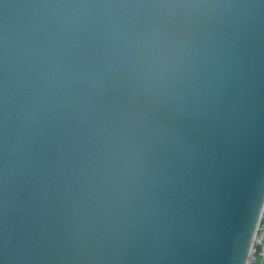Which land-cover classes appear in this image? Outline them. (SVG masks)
Segmentation results:
<instances>
[{"label":"water","instance_id":"obj_1","mask_svg":"<svg viewBox=\"0 0 264 264\" xmlns=\"http://www.w3.org/2000/svg\"><path fill=\"white\" fill-rule=\"evenodd\" d=\"M263 202L264 0H0V264H246Z\"/></svg>","mask_w":264,"mask_h":264},{"label":"rangeland","instance_id":"obj_2","mask_svg":"<svg viewBox=\"0 0 264 264\" xmlns=\"http://www.w3.org/2000/svg\"><path fill=\"white\" fill-rule=\"evenodd\" d=\"M258 238L255 243L253 262L251 264H263L264 262V215L259 226ZM258 248L261 251L260 253H257Z\"/></svg>","mask_w":264,"mask_h":264},{"label":"bare ground","instance_id":"obj_3","mask_svg":"<svg viewBox=\"0 0 264 264\" xmlns=\"http://www.w3.org/2000/svg\"><path fill=\"white\" fill-rule=\"evenodd\" d=\"M263 215H264V202H263V206H262V209H261V213H260V216H259V220H258V223H257V227H256V230H255L254 238H253V241H252V245H251V248H250V252H249V256H248L246 264H251L252 263L254 250H255L254 249L255 248V243L259 239L258 238V230H259V226H260L261 220L263 218Z\"/></svg>","mask_w":264,"mask_h":264},{"label":"trees","instance_id":"obj_4","mask_svg":"<svg viewBox=\"0 0 264 264\" xmlns=\"http://www.w3.org/2000/svg\"><path fill=\"white\" fill-rule=\"evenodd\" d=\"M260 252H261V251H260V249L258 248V249H257V253H260ZM263 264H264V262H263Z\"/></svg>","mask_w":264,"mask_h":264}]
</instances>
